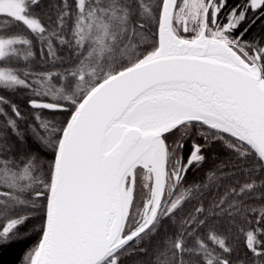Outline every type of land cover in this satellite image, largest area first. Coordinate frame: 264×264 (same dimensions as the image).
I'll use <instances>...</instances> for the list:
<instances>
[{
  "label": "snow or ice",
  "instance_id": "6c2138e0",
  "mask_svg": "<svg viewBox=\"0 0 264 264\" xmlns=\"http://www.w3.org/2000/svg\"><path fill=\"white\" fill-rule=\"evenodd\" d=\"M0 18V249L264 264V37L246 39L264 0H0Z\"/></svg>",
  "mask_w": 264,
  "mask_h": 264
},
{
  "label": "trees",
  "instance_id": "16d2710c",
  "mask_svg": "<svg viewBox=\"0 0 264 264\" xmlns=\"http://www.w3.org/2000/svg\"><path fill=\"white\" fill-rule=\"evenodd\" d=\"M3 22V18H0V23ZM253 39L257 37H264V21L258 25H254L252 28ZM17 99L22 100L23 97H17ZM23 108V105H22ZM60 118V117H58ZM42 158L50 159V155H44ZM228 158L227 150L223 148L222 145L215 146L208 157L207 162L199 169L193 168L187 174V185L193 183H199L201 181H206L209 171L212 169L214 162H219V160H226ZM186 185V186H187ZM33 241H28L25 244H15L11 247L0 249V264H20V260L23 257L24 252L27 250ZM141 257L133 256L127 262V264H139Z\"/></svg>",
  "mask_w": 264,
  "mask_h": 264
},
{
  "label": "flooded vegetation",
  "instance_id": "af4514ba",
  "mask_svg": "<svg viewBox=\"0 0 264 264\" xmlns=\"http://www.w3.org/2000/svg\"><path fill=\"white\" fill-rule=\"evenodd\" d=\"M233 3H235V0H233ZM263 21H264V20H261V21L257 22V23L255 24V26H256V25L260 26V24H261ZM253 27H254V26H253ZM253 27H252V28H253ZM252 28L250 29L249 33L247 34L246 39H248V40H253V36H252V33H251ZM258 38H261V37H257V38H255V39H258Z\"/></svg>",
  "mask_w": 264,
  "mask_h": 264
},
{
  "label": "rangeland",
  "instance_id": "374dc122",
  "mask_svg": "<svg viewBox=\"0 0 264 264\" xmlns=\"http://www.w3.org/2000/svg\"><path fill=\"white\" fill-rule=\"evenodd\" d=\"M57 119H59V118L57 117Z\"/></svg>",
  "mask_w": 264,
  "mask_h": 264
}]
</instances>
